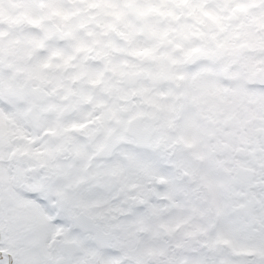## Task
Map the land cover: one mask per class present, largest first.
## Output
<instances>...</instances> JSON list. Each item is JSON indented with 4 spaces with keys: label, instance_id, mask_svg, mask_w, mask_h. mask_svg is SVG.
I'll use <instances>...</instances> for the list:
<instances>
[{
    "label": "flooded vegetation",
    "instance_id": "af4514ba",
    "mask_svg": "<svg viewBox=\"0 0 264 264\" xmlns=\"http://www.w3.org/2000/svg\"><path fill=\"white\" fill-rule=\"evenodd\" d=\"M0 264H264V0H0Z\"/></svg>",
    "mask_w": 264,
    "mask_h": 264
}]
</instances>
